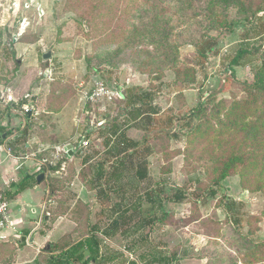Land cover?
<instances>
[{
    "label": "rangeland",
    "instance_id": "374dc122",
    "mask_svg": "<svg viewBox=\"0 0 264 264\" xmlns=\"http://www.w3.org/2000/svg\"><path fill=\"white\" fill-rule=\"evenodd\" d=\"M206 35L215 44L201 64L196 45ZM237 49L247 53L229 68ZM260 68L264 79V0H0V131L34 138L52 191L40 216L71 225L42 244L41 262L87 237L92 225L104 227L112 209L138 202L112 238L98 234L104 255L122 254L114 263L163 264L164 256L179 264H264V87L252 85ZM223 80L192 127L172 128L176 136L151 131L143 118L141 128L128 121V91L149 93L157 117H183ZM98 83L103 93L91 100ZM112 125L149 147L125 160L117 182L116 160L106 154ZM228 163L216 194L199 196ZM161 187L186 193L165 204L164 217L144 198Z\"/></svg>",
    "mask_w": 264,
    "mask_h": 264
},
{
    "label": "trees",
    "instance_id": "16d2710c",
    "mask_svg": "<svg viewBox=\"0 0 264 264\" xmlns=\"http://www.w3.org/2000/svg\"><path fill=\"white\" fill-rule=\"evenodd\" d=\"M214 41L212 37L209 36H203L198 44L196 45L197 55L199 58V61L204 63L208 50H212V46L214 45ZM247 51L246 49H237L235 51V54L232 56L229 62V68L234 65H239L240 60L246 55ZM228 68V67H227ZM259 77L255 75V81L253 82V87H256L258 85H261L264 87V79L260 77V73L262 72V68L258 70ZM258 74V73H257ZM226 80L222 81V84L220 87L209 90L205 94H203L198 103L191 108L187 114L183 117H175L174 115H168L165 118L157 117L159 116V110L155 105H152V103L146 100L150 98L151 96L149 93H133L128 91L127 93V99H126V106L131 107V110L128 111V121L133 122L134 125L137 128H141L140 126V119L143 121H146L150 125L151 131H160L166 134H169L171 136H176L175 131H172V128L174 127H186L190 128L192 127V124L194 122V117L197 113L202 111L206 105V103L214 100L216 95L221 91L222 86L225 84ZM187 118L183 123H180L179 119ZM112 136L115 138L113 141L111 137L107 139L106 142V154L113 157L114 160H116L115 163L112 162V171L111 174L114 178V182L118 181V178L120 177L122 171L125 168V160L129 159V162L131 163L135 159H138L142 157V153L146 150H149V147L145 146L143 147L142 144H140L138 141L134 139H130L128 136L125 135L124 132L117 131V125H112ZM145 131V132H150ZM236 158H232L230 163L235 162ZM109 158L103 159L98 163L96 168V184H101V179L104 178V175L106 174V166L104 165L106 161H108ZM140 160V159H139ZM230 163L226 164L225 167L220 171L217 178L214 179L212 183V188L208 191H205L201 193L199 196H214L216 194V187L218 186L219 182H221L226 176H227V170L230 166ZM110 166V165H109ZM110 166V167H111ZM136 176L139 179L145 178V171L138 167L135 171ZM157 189V188H156ZM101 190L105 193V197L108 198L107 192L105 189ZM144 198L146 201L151 204V207H157L161 210L162 217L166 215L165 211V204L167 202H174V203H180L186 198V193L183 190L177 189L172 195H166V192L161 187V189L155 190H146L144 193ZM139 206V203L134 204H128L126 207L121 206L120 212L116 211V209H112L109 215L115 214L112 218L109 219L108 223L104 227H100L97 224H94L89 229V234L85 238H81L77 240L76 242L72 243L71 245H63L60 248V255L58 257H48V259L52 258L49 262L51 264H106V263H114L117 260L122 258V254L116 252L112 255H104L101 251V240L98 237V234L104 236L105 238H112L116 231L119 229L120 225L124 222L126 219L124 212L131 208H136ZM162 220V219H161ZM143 221V220H142ZM150 220H144L142 222L143 226L150 224ZM140 226H142L140 224ZM125 233V231L121 232ZM52 251V250H50ZM55 258V259H54ZM161 261L163 264H179L176 262V258H170L166 259L164 256H162ZM153 260V263H155ZM174 261V263H172ZM158 263V262H157ZM134 264V263H133ZM152 264V263H149Z\"/></svg>",
    "mask_w": 264,
    "mask_h": 264
},
{
    "label": "crops",
    "instance_id": "0c3cea01",
    "mask_svg": "<svg viewBox=\"0 0 264 264\" xmlns=\"http://www.w3.org/2000/svg\"><path fill=\"white\" fill-rule=\"evenodd\" d=\"M5 104L16 111L14 101H5ZM27 105H31V102L22 103L20 107L23 109ZM33 142L32 137L24 141L19 133L7 135V132L0 131V187L10 203L14 222L4 231V239L0 241V264H45L40 259L43 253L41 249L44 248L42 244L53 237L57 229L71 228L65 219L53 222L47 220V215L40 216L46 208H50L47 203H51L52 191L45 185L46 180L42 182L45 174L40 171L46 158L34 155ZM40 174L43 178L37 181ZM22 243L23 247L18 248L17 244ZM26 248L28 251L25 255L15 258L18 251L24 254ZM50 260L52 258L47 259L46 263L51 264Z\"/></svg>",
    "mask_w": 264,
    "mask_h": 264
},
{
    "label": "built area",
    "instance_id": "2783aa9c",
    "mask_svg": "<svg viewBox=\"0 0 264 264\" xmlns=\"http://www.w3.org/2000/svg\"><path fill=\"white\" fill-rule=\"evenodd\" d=\"M104 86L98 83V87L89 93V98L95 100L99 95H102ZM10 99V97H9ZM25 111H27L25 109ZM13 218L10 211V203L6 198L5 191L0 187V241L4 239V231L13 225Z\"/></svg>",
    "mask_w": 264,
    "mask_h": 264
},
{
    "label": "water",
    "instance_id": "95a60500",
    "mask_svg": "<svg viewBox=\"0 0 264 264\" xmlns=\"http://www.w3.org/2000/svg\"><path fill=\"white\" fill-rule=\"evenodd\" d=\"M50 55H51V52L47 51L46 53H43L42 57H43V59H46V58H49ZM66 149H67V154L71 155L72 154L71 145H69V144L66 145ZM42 178H43L42 174L38 175L37 181H40Z\"/></svg>",
    "mask_w": 264,
    "mask_h": 264
}]
</instances>
